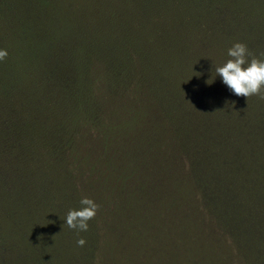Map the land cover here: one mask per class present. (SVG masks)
<instances>
[{
	"label": "trees",
	"instance_id": "1",
	"mask_svg": "<svg viewBox=\"0 0 264 264\" xmlns=\"http://www.w3.org/2000/svg\"><path fill=\"white\" fill-rule=\"evenodd\" d=\"M235 41L264 59V0H0V264H264V88L215 73Z\"/></svg>",
	"mask_w": 264,
	"mask_h": 264
},
{
	"label": "clouds",
	"instance_id": "2",
	"mask_svg": "<svg viewBox=\"0 0 264 264\" xmlns=\"http://www.w3.org/2000/svg\"><path fill=\"white\" fill-rule=\"evenodd\" d=\"M7 55V49L0 48V60ZM227 56L230 58L215 68V73L220 76L221 82L235 95L242 94L247 98L260 93L261 88H264V59L252 56L247 45L242 41L233 42L227 49ZM79 204L81 207L67 212L64 223L69 228L83 231L87 230V222L95 215L98 205L87 196L81 197ZM76 243L83 246L85 240L80 237Z\"/></svg>",
	"mask_w": 264,
	"mask_h": 264
}]
</instances>
